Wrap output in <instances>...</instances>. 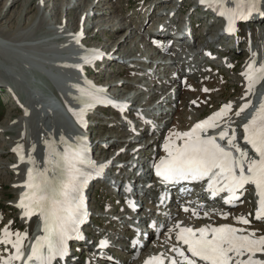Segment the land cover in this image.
I'll list each match as a JSON object with an SVG mask.
<instances>
[{
	"label": "snow or ice",
	"instance_id": "1",
	"mask_svg": "<svg viewBox=\"0 0 264 264\" xmlns=\"http://www.w3.org/2000/svg\"><path fill=\"white\" fill-rule=\"evenodd\" d=\"M231 2L234 7L227 6L229 0H200L201 4L227 18L226 31L229 34L238 31V21L247 22L253 15L264 17V0ZM89 51L95 58L102 59L103 53L98 50ZM256 55L252 53L248 69L242 73L247 81V90L242 99L252 93L256 84L264 80V65L256 66ZM81 59L86 63L91 62L88 55ZM72 67L82 68V65ZM80 91L87 98L84 107L79 112L70 110L84 127L86 112L97 104L121 106L103 97L101 94L106 91L103 88L97 89L93 86L88 91ZM250 106L251 101L243 103L234 115L239 117ZM232 109L231 103L225 104L211 117L196 123L191 130L170 133L168 142L164 144L166 156L154 163L153 168L164 185L206 180V191L213 198L226 192L228 197L225 203L233 206L234 202L240 201V196L246 191L245 186L252 185L258 197L255 219L264 221V102H261L248 122L242 125V143L245 147L241 146L237 130L232 126L229 115ZM222 123L223 130L218 136L209 134L221 127ZM78 139L81 143L73 146L62 138V151L54 141L46 140V166L43 169L36 167L35 159L29 157L28 163L33 167L28 170L27 180L23 185L26 191L21 195L17 206L22 210V218L30 219L33 215L40 217L43 234L37 237L30 254L25 258L23 249L27 233H13L5 227L0 235V246H10L14 249V254L9 253L7 257L0 254V264H16L17 261L22 264H54L57 260L66 261L71 254L69 241L86 239L80 230L81 223L88 215L83 190L90 179L104 175L107 164L97 165L91 160L84 138ZM220 141L226 143L221 144ZM14 151L20 153V160L24 162L23 146H18ZM32 151H35V145ZM182 191L186 192L187 189ZM163 202L162 200L161 203ZM131 206L136 207L134 202ZM204 207L197 205V208H192L193 216L200 218L197 209ZM183 211L188 212L190 208L184 207ZM211 214H214L213 210L203 211L205 218H210ZM218 214L224 219L229 215L224 212ZM236 222L250 224V220L243 215ZM151 226L157 227L155 224ZM173 232L176 233L177 244L173 245L171 251L175 256L170 261L162 254L159 257H150L146 264H264V259L257 257L258 253L264 254V235L258 236L254 230L230 224L205 225L198 229L175 224L169 228V233ZM99 246L107 248L110 243L108 240H101Z\"/></svg>",
	"mask_w": 264,
	"mask_h": 264
},
{
	"label": "rangeland",
	"instance_id": "2",
	"mask_svg": "<svg viewBox=\"0 0 264 264\" xmlns=\"http://www.w3.org/2000/svg\"><path fill=\"white\" fill-rule=\"evenodd\" d=\"M0 1V62H4L13 68L15 76L18 78H16V82L19 83L21 89H29V93L34 90V92H37L40 96L51 99L54 102V105L59 104V93L57 91V81L59 80L57 78H53V74L57 75L55 73L60 68L46 67L44 64L45 66L41 68L43 71L40 72L34 65L33 59H44V57L52 52V49L55 46L59 45L60 40L58 37L60 35V31H72V29L76 26L80 28V22L82 21L81 17L86 16L85 22H87L85 27V33L87 36L84 42H87L89 45L107 48L106 52L116 47L112 54L116 55L117 51H119L118 53L120 56L125 58V62L127 63H122L121 61L114 60L113 58H115V56L112 57L111 55H105V59L103 61L97 63L91 68L93 77L96 81L99 80L100 82H104V84H111L115 82V84L120 85V87H118L120 89H132L129 93L130 95H126L124 98L129 100L131 96L130 100L135 102L131 104V113L127 112L119 114L116 116V119L110 117V115L106 113H97L96 120L94 119L91 124H95L93 137L95 136L94 140H98L96 144L100 145L99 156L102 157L105 154L103 157H106V155L109 156L110 161L114 156H119L118 158H123L125 156L128 157L130 152H125L128 150L133 151L134 148L139 145L145 146L143 151L137 155L139 158L142 155V157H146L147 154L150 155L158 151L164 145L165 138L163 137L159 144H155L151 143L154 136L146 134L147 124L143 117H146L150 110L153 112L157 109V112L163 108L164 113L169 110L168 117L170 120L168 122L171 121L172 123L169 128L166 127L162 129V126L165 125L166 118L160 120L158 119L162 132H165L163 133L164 136H166V132H168L173 126V119L176 111L178 110L177 108L179 107L178 104H180L183 108L180 119L181 123H186L187 121L189 122L190 117L196 115L195 110L190 107V102L194 99L202 98V96L197 95L195 92L189 91L190 93L188 92L185 94L182 100L177 97L178 93H176V95L170 99V102L167 103L165 101H160V98L154 102H152L153 100L148 101L155 93L156 97L162 94L163 98L165 94L162 92V87L164 85L162 82L166 81L172 73L165 72L157 67L159 60H162L163 62L169 60L171 55L170 57L162 56L166 53L164 52L160 58L151 56V54L153 55L152 52L157 49L155 43L159 42V40L152 42V38L154 37L150 34V31L153 30V27L155 26L152 24L154 21L153 17L155 16L152 12V7L156 2H158V0H149L150 2H147L146 4L145 0H20V5L15 3V0ZM24 5H33L35 6V10L27 13L23 8ZM121 13L125 15L124 20H122ZM192 16L196 20L195 22L202 21L204 24H207L206 34L215 30L213 36H217L219 29L216 26V22L211 21L208 23L205 14L200 16L192 14ZM130 18H132V21L134 22L129 21ZM121 20L127 27H123L118 30L120 27L118 22ZM12 21L14 22L12 23ZM254 23L257 25L258 30H262L261 33H264V19H257ZM211 24L213 26L209 27ZM193 27L191 29L192 39L195 35L192 33ZM253 28H255V26H253ZM205 30L206 26L196 28V31L199 33H202ZM249 31L250 25H245L243 32L248 34ZM206 34L198 38L200 41H195L189 46H186V44L183 43V46H186L189 49L185 51V49L178 48L180 49L179 53L188 55V52L198 51L200 45L207 44L209 38L211 37L210 34L206 37ZM198 36H200V34ZM192 39L188 41V44L192 42ZM5 41L6 43H4ZM121 42L123 43L120 44ZM226 42L228 43V46L225 47V50H218L215 46L211 47L214 50L221 52L220 57L225 55V51L226 54H229L230 56L235 54V58L236 54L242 56L241 58H236L227 62V65L230 64V66L237 67L234 72L235 74L232 72L228 73V70H222L221 67L219 69L218 67L211 68L208 64L203 65L206 69H210V73L217 76L215 80L216 83L219 81V86L221 88L218 86L217 89L215 85L216 83H214L215 87L212 85L213 89L215 88L214 92H211V97L208 99L206 109L199 117H204L207 114H213L215 109H218L225 104L232 103L234 99L239 97L241 94V91L243 90L242 87L244 85L246 86V84H243L241 80L243 76L241 74L243 64L240 63V60L244 61V56L248 55V53H246L245 48L241 47L240 44L238 50L235 42L231 40H227ZM17 44L22 45L18 48L20 57L14 50H12L13 54H10L9 52V49L15 47ZM63 44H66V41L63 42ZM210 45L211 44H208V46ZM232 45H235V48ZM175 47L176 46L173 44L172 49ZM132 51H135V53L133 54ZM124 54L127 57L124 56ZM22 56L25 58H21ZM227 59L228 58H220L215 62L223 64V62ZM237 59H239V61ZM23 60L26 65H23ZM194 60L195 59L191 62L194 63ZM217 68L219 69V72H217ZM151 69L153 74H157L159 76H155V78L153 76L151 77L149 72ZM176 69L177 67L174 68V71H176ZM223 73L225 75H223ZM195 74L196 73L190 76H194ZM222 77L225 80L222 79ZM12 78L15 79L14 75ZM155 79L157 80L155 81ZM1 84L0 89L2 88ZM3 86H5L4 90H7L8 87L6 85ZM174 87L175 86L172 85L171 88H167V90H174ZM113 91L116 92L113 88H111L110 92L115 94ZM117 94L120 93L116 92L115 95ZM205 94H207V92H205ZM11 99L10 95H4L0 92V216H2V219H0V228L4 230L6 225L11 222L14 228L12 231L13 233L17 231L20 233L26 232L27 238H33L34 231L30 233L27 228L29 221L22 218L21 210L16 207L18 201L17 196L20 189L18 188V185L20 177L24 173V169L23 164L15 162L17 154L13 150V145L16 143H22V140L18 141L17 139L24 137V127L27 128V123L29 124V130L27 131L29 132L30 129L36 130L37 133L35 134H41L43 137L42 139L45 141V135L50 133L44 126L41 127L43 129L36 126L37 124L35 123V119L38 120L41 118L38 110L34 111L30 117H26L24 112L21 111L19 107L15 109L17 105L15 102L11 101ZM157 102L159 103L158 105ZM156 105L157 107L154 110L153 107ZM2 109H4V112L1 114V111H3ZM89 113V116L93 114L92 112ZM53 116L55 130L53 129L51 135L56 134L61 128L66 129L69 127L68 123L63 119V116L59 111H55ZM231 118L233 119L232 125L239 127V123H241L239 117L233 115ZM42 122L43 120L41 123ZM21 125L22 129L20 131ZM133 130H136L138 135L135 134V131ZM20 133L21 138H19ZM89 134L90 133L88 132L87 135ZM102 135H104V137L105 135L107 136L105 143H108L106 141L111 143L113 142L109 148H107V146L102 148L101 142L104 140ZM128 140H132V145H128L126 147ZM135 140V144L137 145L133 144V141ZM25 141L28 145H25L26 148L30 147L29 141L27 139H25ZM94 147L97 148L98 146ZM29 151L32 153V149L28 148L27 155L30 153ZM39 151L40 150H38V152ZM32 155L33 157L35 156L33 153ZM35 158L38 161L36 156ZM120 161L122 160H115V162L111 163V166H116ZM113 167L110 169L112 170ZM107 184L109 185V183ZM107 189L108 187L104 184H100L99 188L96 187V206H101L109 197L106 192ZM249 208L251 209L252 207L250 206ZM31 223L32 225L35 224V221H32ZM93 230L95 229L93 228ZM8 250H10L8 246H0L1 252L3 251V253H7ZM115 252L117 253L118 251L115 250ZM8 253L3 255L7 257ZM86 262L87 261H83L82 264H87Z\"/></svg>",
	"mask_w": 264,
	"mask_h": 264
},
{
	"label": "bare ground",
	"instance_id": "3",
	"mask_svg": "<svg viewBox=\"0 0 264 264\" xmlns=\"http://www.w3.org/2000/svg\"><path fill=\"white\" fill-rule=\"evenodd\" d=\"M13 1V0H12ZM20 0H15V3H18L19 5L21 4L20 2H19ZM151 1V0H150ZM149 0H145V4L147 3V2H150ZM164 2V0H158V2H156L154 5H153V7H152V12L154 13L155 12V10H154V8L155 7H157L158 5H162V6H165V5H168V4H170V3H163ZM0 4H1V1H0ZM24 10L27 12V13H29V12H33L34 10H35V6H33V5H24ZM213 10V9H212ZM177 11H178V9H177ZM151 12V13H152ZM209 12V10H205V17H206V14ZM122 14V20H124V17H125V15L123 14V13H121ZM136 16H138V15H136ZM159 16H161V17H163V16H165L164 14H160ZM135 18V17H134ZM138 18V17H137ZM165 19V18H164ZM257 19L258 20H261V19H264V17H261V16H259V15H256V17L253 15V17L250 19V20H248V21H252V22H255V21H257ZM120 21V22H118V24H119V28H118V30H120V29H122L123 27H127L124 23H123V21ZM129 21H132V18H130V20ZM196 20L194 19V18H192V20L190 21V23H189V28L190 29H192V27L194 26V24H196V22H195ZM14 21H12V23H13ZM132 22H134V21H132ZM213 22H215L214 20H213ZM85 23V22H84ZM176 24L177 26H178V29L180 30V32L182 31V29H181V27H179V20H172V21H170L168 24L169 25H161L160 27H153V30H151L150 31V34H152V36L154 37V38H152L151 37V35H150V37L153 39L152 40V42H154L155 40H162L164 43H159V45H158V47H157V49L156 50H158V51H155V52H153V55H157V54H159V53H161V55H162V53H164V52H166L167 53V55H166V53L165 54H163L162 56H166V57H170V55H171V59L170 60H166V61H162V62H159V64H158V66L157 67H159L160 69H162V70H164L165 72H169V73H171L170 75V77L166 80V81H164L163 82V90H162V92H163V94H165L164 96H163V98H162V94H160L159 96H155V94H153L152 96H151V98L148 100V101H151V100H153L152 102H154V101H156L157 99H159L160 98V101H165L166 103L167 102H170V99L172 98V97H174L175 95H176V93H178V95H177V97H179V99L180 100H182L183 99V97H184V95L185 94H187L189 91L190 92H195L197 95H199V96H202V98H198V99H194L193 101H196V103L195 104H193V101L192 102H190V107H191V109L193 108L194 110H195V113H196V115H193V116H191L190 117V121L188 122H184V123H181V114H182V112H183V108H182V106L180 105V104H178L179 105V107L176 109L177 111H176V113H175V117H174V123H173V126L170 128V130L168 131V132H166L167 134H166V136H164L163 135V133H165V132H162V130H161V125H158L156 128H154V129H151L150 131H152L153 130V133H149L148 131H149V121L147 120L149 117L150 118H158L159 117V119H165L166 118V121H165V125L164 126H162V129H164V128H166V127H168L169 128V126L172 124L171 123V121L170 122H168L169 120H170V118L168 117L169 116V110L165 113V114H162L161 116H159L157 113H156V107H157V105L159 104V103H157V105L155 106V107H153V109L155 110V111H149V114H147V116L146 117H143L144 118V120L146 121V124H147V127H146V129H147V131H146V134H149V135H153L154 137H153V140H152V142L151 143H155V144H159V142H160V140L162 139V137H165V143L166 142H168V137H169V135H170V133H172V132H185V131H189V130H191V128H192V126H193V124L195 123V122H198V121H200V120H205V119H207V118H209V117H211L215 112H217V111H219L222 107H220V108H218V109H215L214 110V113L213 114H207V115H205L204 117H199L200 116V114L206 109V105H207V102H208V99H209V97H211V92H214V89H213V87H212V85L214 86V83H216V75H213V73H210L209 72V70L208 69H206L205 67H201V65H191V60H189V57H193L194 58V56H192V54L193 53H190V54H188V56L186 57V56H179L178 55V53L177 52H179V51H177V46L179 45V44H181L182 42L184 43L185 42V39H183V38H185V36L184 35H179L180 34V32L178 33V35L176 36L175 34H174V32H173V26H172V24ZM130 24V23H129ZM131 25V24H130ZM129 25V26H130ZM213 25L211 24V25H209V27H212ZM152 27V26H151ZM254 29V28H253ZM190 32H191V30H190ZM223 38H225L226 39V41L227 40H229V37H223ZM187 40V39H186ZM124 41V40H123ZM171 42H173V43H171ZM123 42H121L120 44H122ZM186 43V46H189L188 45V41H186L185 42ZM236 43V42H235ZM239 43V42H238ZM174 44L176 47L174 48V49H172V45ZM237 45V48H238V50H239V45L238 44H236ZM185 46V48H183V49H185V50H187V49H189L188 47H186ZM207 46L208 45H205V46H203L202 47V49L198 52V54L197 55H204L205 56V60H206V62H211V61H213V59H211L210 57H208L207 56V54H206V50H207ZM211 46H214L213 44H211L210 45V47ZM228 46V43L226 42V47ZM191 47V46H190ZM103 49H105V51H107L106 49L107 48H104V47H102ZM212 48V47H211ZM213 49V48H212ZM219 50V49H218ZM256 51V48H253L252 50H249V51H246V53H248V55H245L244 56V58H245V60L244 61H241L240 60V63L241 64H243V66H242V69H241V74L242 73H244V72H246L247 71V69H248V65H249V63L251 62V60H252V53L253 52H255ZM213 52L217 55V56H220L221 55V52H219V51H217V50H214L213 49ZM132 53L134 54L135 53V51H132ZM189 53V52H188ZM241 54V53H240ZM113 55V54H112ZM194 55H195V53H194ZM244 55V54H243ZM115 56V55H114ZM241 56L242 55H239V54H236V58H241ZM236 58H234V59H236ZM105 59V56L101 59V60H98L97 61V63H99V62H101V61H103ZM238 61H239V59H237ZM14 63V62H13ZM96 63V64H97ZM205 64V63H204ZM190 66V68L192 69V70H187V68ZM164 67V68H163ZM175 67H177V69H176V71H174V68ZM224 69H226V70H228V73L229 72H232V73H234L235 71H236V69H237V67H234V66H230V64L229 65H224V68H222V70H224ZM191 71V72H190ZM238 71V70H237ZM240 71V70H239ZM90 72H91V74L93 73L91 70H90ZM164 72V73H165ZM194 73H196L194 76H190V75H193ZM221 73V72H220ZM240 73V72H239ZM235 74V73H234ZM240 74V75H241ZM221 75H222V73H221ZM223 75H225L224 73H223ZM93 76V75H92ZM242 76V75H241ZM152 77V76H151ZM222 79H224L223 77H222ZM157 79H155V81H156ZM225 80V79H224ZM241 80H242V82H243V84H246V86L244 85H242L243 87V90L241 91V94L239 95V97H236V99H234V101L231 103L232 105H233V109H232V113H229V115H232V117H233V115H234V112L243 104V102H245V101H248V99H250V96L249 95H247V97L245 98V99H242V97H245V93H246V90H247V83H245V81H244V76H242V78H241ZM98 82H100L99 80H98ZM1 84V83H0ZM157 84H159V83H157ZM4 84H1V86H2V88L0 89V92L2 93V94H6V91L8 90V88H7V90H4L5 89V86H3ZM113 85V86H112ZM172 85H174L175 87H174V90H170V91H168L167 90V88H171V86ZM216 85V88L218 89V86L220 85L219 84V81H218V83H216L215 84ZM118 87H120V85H118V84H115V82H113V84L111 83L110 84V88H113V89H116V88H118ZM215 87V86H214ZM220 87V86H219ZM165 88V89H164ZM221 88V87H220ZM156 89V88H155ZM204 89H208L209 91H207V94H205V92H204ZM127 90V89H126ZM189 92V93H190ZM137 97V96H136ZM127 99V98H126ZM125 99V100H126ZM130 99H131V96H130ZM129 99V100H130ZM128 100V99H127ZM128 100V101H129ZM179 100V101H180ZM147 102V101H146ZM135 103V102H134ZM155 104V103H154ZM126 105H127V107L124 109V113H127V112H130L131 110V108H132V106H130L129 104H128V102H126ZM134 105V104H133ZM181 106V107H180ZM17 107H19V106H16L15 107V109H17ZM152 109V110H153ZM118 112L119 113H116V115H119V114H121L120 113V111L118 110ZM3 113V111H1V114ZM131 113V112H130ZM198 115V116H197ZM235 116V115H234ZM37 117V116H36ZM90 117V116H89ZM189 118V117H188ZM184 119V118H183ZM186 119V118H185ZM27 120V119H26ZM37 119H35V123L37 124ZM26 123V122H25ZM35 124V125H36ZM168 125V126H167ZM36 126H38L40 129H43V128H41L43 125L42 124H37ZM21 127H22V125H21ZM29 127V126H28ZM62 127V126H61ZM90 127V126H89ZM21 129L22 128H20V131H21ZM24 130H25V132L27 131V130H29V129H27L26 127H24ZM55 130V129H54ZM34 131V132H33ZM60 131V129L58 130V132ZM133 131H135V134H137L138 135V132L136 131V130H133ZM30 133L31 134H33V135H36L35 133H37L36 132V130H32V129H30ZM50 133V135L52 134V132H49ZM157 133H159V134H157ZM215 133V132H214ZM47 135H49L48 133L45 135V137L47 136ZM211 135H214V134H211ZM44 136V135H43ZM25 137V136H24ZM24 137H22L21 138V133L19 134V138H21V139H17L18 141H20V140H22L21 142V144H23V145H27L26 144V141H25V138ZM95 137V136H94ZM28 140V139H27ZM68 142V141H67ZM134 143L133 144H135V141H133ZM69 143V142H68ZM86 143H88L87 141H86ZM113 143V142H112ZM112 143H111V145H112ZM177 143H182V141H177ZM70 145H73L72 143H69ZM15 146H16V144H14ZM13 145V148L15 149V146ZM33 143L31 144L30 142H29V146L30 147H28L29 149H32L33 148ZM130 146V145H132V140H128V144L126 145V147L127 146ZM136 145V144H135ZM28 146V145H27ZM74 146V145H73ZM91 146H92V143H91ZM147 147H150V146H147ZM28 148H26V146H25V149H26V152L25 153H27V150H28ZM64 148V144L62 145V148L61 147H59V150H61V149H63ZM93 148L94 149H96L94 146H93ZM104 148V147H103ZM13 149V150H14ZM142 148H141V146L139 147V148H137V149H135V150H133V151H130V150H128L127 152H125V153H129V155H128V157L127 156H125V157H123V158H126V159H131L133 156H135V155H138V153L140 152V150H141ZM62 151V150H61ZM16 152V154H17V158H18V156H20V154H18L17 153V151H15ZM30 152V156H33L32 155V153L38 158V161L36 160V167H38V168H40V169H43L45 166H46V164H45V160H46V152H47V150H46V148H44V149H42V150H40L39 152L36 150V148H35V151L33 152L32 151V153H31V151H29ZM100 153V152H99ZM104 153V152H103ZM102 154V153H101ZM124 154V153H123ZM105 155V154H104ZM103 155V156H104ZM161 155H166V152H165V150H164V146L161 148V150L159 151V152H157L156 154H155V156H154V158L155 159H158ZM35 156H34V158H35ZM102 156V157H103ZM143 156V155H142ZM141 156V157H142ZM101 157V156H100ZM108 157L109 156H107L106 155V157H103V158H105V159H108ZM119 156H117V157H114V159H116V158H118ZM17 158L15 159L16 161H17ZM36 159V158H35ZM149 160L150 159H148V158H145V159H143L142 161L144 162V164L143 165H139V166H136L135 167V169H138L140 172H142V171H144L143 170V168L146 166V164L149 162ZM33 167V165L31 166V168ZM109 169H107L106 171H108ZM24 171V170H23ZM23 175H25V172L23 173ZM148 175V173H141L140 174V176L139 177H141V179H142V177H144V176H147ZM21 187V183H19V185H18V188H20ZM90 188V186H88V189ZM17 198H21V195H19L18 194V196H17ZM249 205L251 206V204H247V205H243L242 204V206L241 207H239V208H236V207H234L233 205H230V204H227V205H220V206H218L215 210H213V213L214 214H211V216H210V218H207V220H208V222L210 223V224H212L213 226H219V225H222V224H225V222L226 221H229V222H231L234 226H236V227H244V228H247V229H249V230H254L255 232H256V234L259 236V235H264V222L261 224V221H258V220H256L255 219V214H256V211H257V209H254L253 207L250 209L249 208ZM121 205L119 204V205H117V208H119ZM15 207V206H14ZM17 208H18V206H16ZM212 208H215V207H210V210L212 209ZM19 209V208H18ZM204 209H206V208H204ZM204 209H201V211H202V213H203V210ZM176 212H175V215H177V213H179L178 212V210H175ZM227 211H230V213H228L229 215H228V218L227 219H224L221 215H219L218 213L219 212H224V213H227ZM121 212H125L124 211V209L121 211ZM249 214H251V215H249ZM22 215H23V213H22ZM175 215H173V217L171 218V220H170V222L169 223H167L166 225H165V227H164V232H163V234L158 238V240H157V243H159V242H166L169 246L168 247H170V248H172L173 247V245H175V244H177V241H176V238H175V235H176V233L175 232H173V233H169V231L166 233V230H167V227L169 228V226H170V224H171V222H173V220H176L175 222H176V224H185V225H188L187 227H192L193 229H198V228H200V227H203V220L201 219V218H197V217H194V223H195V225L194 226H190L187 222H183L182 220H177V219H174L175 218ZM241 215H243L245 218H247V219H250V220H252V223H253V225H251V226H248V225H243V224H238L237 222H236V220H237V218L238 217H240ZM0 217H2V216H0ZM35 217H38L39 219H38V223H37V226H36V228H34V232H36V233H38L37 231H40V227H43V225H42V221H41V219H40V217L39 216H35ZM34 217V218H35ZM27 221H32V218H30V219H27V217H24ZM179 221V222H178ZM16 225V224H15ZM15 225H14V227H15ZM34 225V224H33ZM3 226V225H2ZM0 227H1V225H0ZM6 227H8L9 228V230L12 232L13 230H14V228H13V224H11V222L8 224V225H6ZM172 227V226H171ZM3 228V227H2ZM93 228V227H92ZM38 229V230H37ZM120 230V229H119ZM147 231H149V230H147ZM3 230L0 228V235H2L3 233ZM86 237V236H85ZM79 242H80V244H81V246L82 247H87V246H93V243H91V241L86 237V239L85 240H78ZM25 245H26V242H25ZM9 247V249L10 250H8V252L9 253H12V254H14V249H12L10 246H8ZM117 248V247H116ZM108 250V249H107ZM116 249H114V251H115ZM7 252V253H8ZM149 251H142L141 253H140V255L138 256V258H137V260L138 259H142L147 253H148ZM2 253V255L3 254H7V253H3V251L1 252L0 251V254ZM8 253V254H9ZM165 256H167V257H169V256H175V253H173L171 250L168 252V253H166V252H162ZM96 258H100L98 255L96 256V257H91L90 259V261L92 262V263H96L97 264V262H95V261H93V259H96ZM135 259H133L132 261H134ZM101 263H104V262H99L98 264H101ZM139 263H140V261H139Z\"/></svg>",
	"mask_w": 264,
	"mask_h": 264
}]
</instances>
